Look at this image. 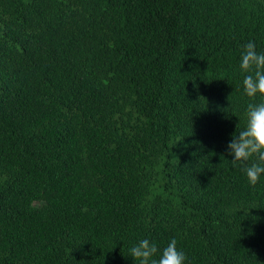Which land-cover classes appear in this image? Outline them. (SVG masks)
Masks as SVG:
<instances>
[{
  "label": "trees",
  "instance_id": "trees-1",
  "mask_svg": "<svg viewBox=\"0 0 264 264\" xmlns=\"http://www.w3.org/2000/svg\"><path fill=\"white\" fill-rule=\"evenodd\" d=\"M264 0H0V264H264L243 46ZM256 162L250 158L246 165Z\"/></svg>",
  "mask_w": 264,
  "mask_h": 264
},
{
  "label": "clouds",
  "instance_id": "clouds-1",
  "mask_svg": "<svg viewBox=\"0 0 264 264\" xmlns=\"http://www.w3.org/2000/svg\"><path fill=\"white\" fill-rule=\"evenodd\" d=\"M239 68L242 73H247L243 79L245 94L249 97L257 94L264 96V53L256 51L253 41L243 46ZM246 114V128L233 134L228 149L234 157L232 164L242 165L249 184L255 186L261 174H264V103L248 104ZM252 157H255L256 162L246 165ZM157 251L155 243L142 239L130 249V254L138 264H185L186 255L177 248L175 238L163 248L160 258L154 259Z\"/></svg>",
  "mask_w": 264,
  "mask_h": 264
}]
</instances>
